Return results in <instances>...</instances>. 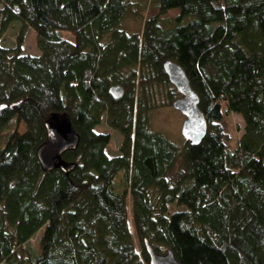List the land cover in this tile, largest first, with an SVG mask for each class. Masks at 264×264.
<instances>
[{"label": "trees", "instance_id": "obj_1", "mask_svg": "<svg viewBox=\"0 0 264 264\" xmlns=\"http://www.w3.org/2000/svg\"><path fill=\"white\" fill-rule=\"evenodd\" d=\"M148 6L157 12L128 32L138 0H0V264H148L144 239L180 264H264V0ZM26 26L36 55L22 49ZM164 59L199 97L207 130L197 144L147 123L154 105L137 87L173 86L167 104L178 92ZM229 112L243 120L233 147ZM103 115L121 135L115 154L95 130ZM56 118L78 136L60 153L66 170L36 155ZM172 202L181 208L168 211Z\"/></svg>", "mask_w": 264, "mask_h": 264}, {"label": "rangeland", "instance_id": "obj_2", "mask_svg": "<svg viewBox=\"0 0 264 264\" xmlns=\"http://www.w3.org/2000/svg\"><path fill=\"white\" fill-rule=\"evenodd\" d=\"M139 8L137 9L135 16H128L124 18L122 21V27L128 31H137L143 25L144 19L149 17L152 14L157 12L156 9H153L148 6V0H138ZM177 13V9H169L162 16H173ZM19 28L18 22H13L5 32L3 33V39L1 38V43L6 46L13 45L14 38L16 37V33ZM64 33V32H63ZM23 44L22 49L24 52L36 55L39 53V49L36 45V33L34 30L26 26L23 31ZM66 37L70 36L68 33H64ZM173 86L162 85L157 82L152 81L149 85L146 84L143 87L138 86L137 90H142L145 100L149 101L150 104L154 106L148 111L147 123L149 127L153 130H159L164 132L170 140L175 142L177 145H182L185 138L180 133L181 123L184 119V115L176 108H174L171 104L166 103V96L168 94V90L172 89ZM175 97L179 96V93L173 92ZM106 116L103 115L100 123L95 127L96 131L99 132H108L110 134V140L106 145L105 149L109 154H115L118 152V147L121 142V135L116 130L111 128L106 122ZM225 127L230 134V146L233 147L236 144L238 136L241 134L243 120L242 117L233 112L225 113L224 117ZM25 130V126L20 123L18 125V131L23 132ZM119 175V174H118ZM115 175V178L118 177ZM119 181V180H118ZM117 181V182H118ZM118 187V185H117ZM128 209L130 210V202L127 200ZM181 208V205L176 204L175 202L169 203L168 211H172L175 209ZM130 215V211H129ZM130 228L132 229V224L129 219ZM43 230L41 227L37 232L33 234L31 239L29 240V244L37 250L38 248V239ZM133 231V230H132ZM133 238L136 243L137 236L133 232ZM164 250L163 248L161 249Z\"/></svg>", "mask_w": 264, "mask_h": 264}, {"label": "water", "instance_id": "obj_3", "mask_svg": "<svg viewBox=\"0 0 264 264\" xmlns=\"http://www.w3.org/2000/svg\"><path fill=\"white\" fill-rule=\"evenodd\" d=\"M162 67L179 93V96L172 100L171 105L184 115L180 133L191 144H197L207 130L205 115L198 106L199 97L191 88L188 77L177 62L164 59ZM108 92L113 98H119L123 95L124 89L120 84H113L109 87ZM3 106L5 105H0V108ZM45 127L46 137L36 149L41 166L44 169H49L58 165L65 170L68 169L71 164L62 160L60 153L76 145L77 133L63 125L59 118L46 121ZM143 242L148 254V264H180L171 249L156 251L147 239H144Z\"/></svg>", "mask_w": 264, "mask_h": 264}]
</instances>
